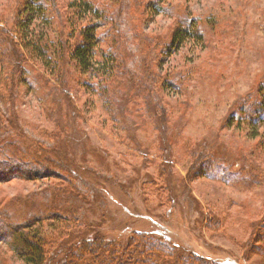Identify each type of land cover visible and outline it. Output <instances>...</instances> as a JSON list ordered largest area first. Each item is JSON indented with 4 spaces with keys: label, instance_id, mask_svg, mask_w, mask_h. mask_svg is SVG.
Returning a JSON list of instances; mask_svg holds the SVG:
<instances>
[{
    "label": "rangeland",
    "instance_id": "rangeland-1",
    "mask_svg": "<svg viewBox=\"0 0 264 264\" xmlns=\"http://www.w3.org/2000/svg\"><path fill=\"white\" fill-rule=\"evenodd\" d=\"M42 1L26 39L49 47L52 61L32 59L22 47L14 90L11 48L0 44V86L12 92L0 103V159H24L23 169L40 172L0 183V216L17 224L38 219L28 232L46 238L56 260L96 235L123 243L143 232L179 257L264 264V124L239 114L241 102L264 94V0H159L157 10L144 0H90L107 7L118 28L110 21L96 32L116 45L107 39L94 47L118 45L115 62L125 56L128 68L149 78L121 81L111 114L92 90L109 74L103 61L93 56L81 70L73 61L63 68L65 58L56 56L73 42L74 23L97 18H79L77 0ZM25 2L0 0V29L13 40ZM185 19L204 40L161 55ZM159 89L167 104L162 126L143 102ZM206 144L209 159L194 165ZM0 264L27 263L0 242Z\"/></svg>",
    "mask_w": 264,
    "mask_h": 264
},
{
    "label": "trees",
    "instance_id": "trees-1",
    "mask_svg": "<svg viewBox=\"0 0 264 264\" xmlns=\"http://www.w3.org/2000/svg\"><path fill=\"white\" fill-rule=\"evenodd\" d=\"M144 1H146L147 7L151 10H157L159 7V0ZM42 6L45 7L42 0H29V2L24 3L23 8L21 7L22 17L17 16L15 22L17 31L14 32V37L16 39L13 37L19 44L11 38L8 31L5 30V32H3V29H0L1 46L4 49L11 48L12 73L14 75L11 83L14 84V87H12L14 90L16 89V83H19V78L16 77V70L20 69L22 62L25 61L24 53H22L23 50L21 49L22 47L32 59L43 57L46 60L45 64L52 61L51 55L49 54V47L39 45V39H37V41H32V43H29L26 39L27 26L31 24L34 15L37 13L39 7L41 8ZM73 6L76 8V13L79 18H82L84 13H88L96 17L97 22H95L94 25L83 24L77 28L74 23L70 34L73 42L61 47L56 56L65 58L64 61H61L63 68H68L69 64L67 61H73L81 70L88 69L90 59L93 56L99 57V59L103 61L101 64H103L104 67L106 66V71H108L109 74L97 78L95 84H92V90L98 98H101V102L103 103V105L101 103L102 109L104 108L106 112L111 110L108 112L111 114L115 110L113 102L115 97H117V92L114 88L119 83L122 84L121 81L127 82L130 81V79L134 81L137 80L138 83H141V79L143 78L146 83V80H149L147 77L148 73L146 75L144 71L139 68L137 71L128 68L126 65L127 58L125 56H121L120 58V65L122 67H117L120 66L115 62L118 54V45L114 47V49L111 48L113 45H116L114 37L109 36L108 38L107 33L99 37L96 35L97 30L106 26L110 21L113 22L114 29L116 28L118 30L117 26H115V23L117 24L116 17L114 15L111 18L110 15H108L107 7H98V5H95L90 0H77V4L75 3ZM191 23V21L186 19L179 22L178 26L172 31L167 41L164 43L160 51L162 52L161 55L164 54L167 56L168 53L174 51L185 40H204L203 31L195 23L193 26ZM76 32H78V34ZM113 35L115 36L114 32ZM107 39H110L111 42L109 43L111 45L113 44L111 46L108 43L111 47L107 45L106 49L98 48V50L96 49L97 47H94L95 44L98 45L100 43L102 45V42H106ZM10 41L13 42L12 45ZM1 57L0 55V58ZM103 65H101L102 68H104ZM54 66L55 61H53V68ZM121 68L122 72L120 74ZM116 71L117 74L119 73V78L115 82L114 78ZM3 92L4 89L1 90L0 86V103L6 101V96L11 98L10 95L12 92H8L9 94ZM261 98V100L258 99L253 102L246 100L240 103L239 114L243 116V119L249 124H264V94ZM143 102L146 110L149 111V114H152L151 119L158 120L159 123L157 124L162 126V124L165 123V115L163 116V114L165 113L164 109L167 105L162 91L160 89L156 91L151 90L149 94L145 96ZM8 103L9 108H12L13 105H11V102L8 101ZM1 115L0 113V116ZM7 117L9 120L8 113ZM4 118L5 115H3L0 120H4ZM1 142L3 143L4 141H0V143ZM209 148H211L210 144L203 145L201 152L194 155V165L198 162V159H209ZM26 167H28V162L24 159H0V183L18 178L33 179L39 176L40 172L36 173V170L29 171L28 169H23ZM52 216L53 219L57 218L59 221L61 220L59 215ZM37 220L38 219H30L26 220L23 224H17L10 222L8 217L0 216V242L8 244L9 249L14 255L21 258L27 264H207L196 259L194 256L185 258L179 257L176 255L174 249L167 246L161 239L143 232L131 233L123 243L115 240H106L103 236L96 235L88 240H83L77 247L74 246L65 250L66 252L63 257L56 260L57 256H55V254L51 256L46 253L45 242L47 239L40 237L38 231L36 233L28 232Z\"/></svg>",
    "mask_w": 264,
    "mask_h": 264
}]
</instances>
